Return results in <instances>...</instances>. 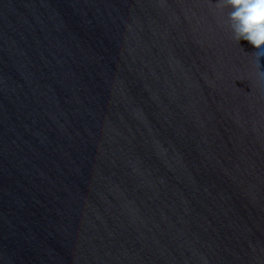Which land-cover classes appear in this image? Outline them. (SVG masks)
Here are the masks:
<instances>
[{
    "label": "water",
    "instance_id": "obj_1",
    "mask_svg": "<svg viewBox=\"0 0 264 264\" xmlns=\"http://www.w3.org/2000/svg\"><path fill=\"white\" fill-rule=\"evenodd\" d=\"M222 0H0V264H264V53Z\"/></svg>",
    "mask_w": 264,
    "mask_h": 264
},
{
    "label": "clouds",
    "instance_id": "obj_2",
    "mask_svg": "<svg viewBox=\"0 0 264 264\" xmlns=\"http://www.w3.org/2000/svg\"><path fill=\"white\" fill-rule=\"evenodd\" d=\"M234 38L264 53V0H222Z\"/></svg>",
    "mask_w": 264,
    "mask_h": 264
}]
</instances>
